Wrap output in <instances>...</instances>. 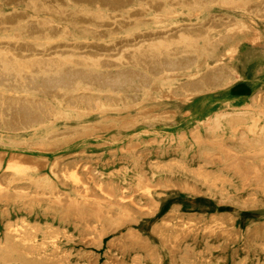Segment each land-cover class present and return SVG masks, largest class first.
Listing matches in <instances>:
<instances>
[{"label":"bare ground","instance_id":"6f19581e","mask_svg":"<svg viewBox=\"0 0 264 264\" xmlns=\"http://www.w3.org/2000/svg\"><path fill=\"white\" fill-rule=\"evenodd\" d=\"M2 2L11 11L0 8V200L31 211V200L43 199V215L52 219L32 224L10 218L12 213L3 209L0 263L16 259L21 243L27 254L64 261L58 239L66 234L54 220L78 230L87 264H100L97 251L89 246L105 242V236L120 256L109 255L102 264H129L130 250L131 264L142 256L161 264L160 247L168 264H178L176 257L195 255L182 244L198 234L232 244V258L239 250L245 258L259 255L264 237V84L195 116L177 117L178 107L157 105L231 89L238 73L232 59L238 54L247 60L255 53L251 48L241 52L236 35H247L256 48L260 36L254 25L257 19L264 22V0ZM209 4L240 11L241 17L228 12L201 16ZM95 6L111 12L94 13ZM182 8L188 17L175 19ZM148 15L151 27L136 24ZM73 28L90 37H75ZM222 43L224 52L217 53ZM58 106L76 116L59 115ZM71 117L74 122L54 124ZM181 120L185 125L165 138L163 126H182ZM93 138L109 139L102 142L112 145L110 160L97 154L90 161L84 154L83 146ZM122 138L126 141L116 146ZM146 142L165 143L161 154L166 157L148 162L142 153ZM61 150L52 158L46 154ZM188 155L195 166L189 165ZM103 159L127 162L126 184L117 183L118 172L102 177L97 164ZM186 174L218 192V205H234L240 214L251 207L263 219L243 229L229 213L213 210L203 218L171 207L152 228L158 246L151 244L135 228L137 215H156L158 199L170 187L199 194L200 189L183 178ZM256 264L264 262L258 259Z\"/></svg>","mask_w":264,"mask_h":264},{"label":"rangeland","instance_id":"374dc122","mask_svg":"<svg viewBox=\"0 0 264 264\" xmlns=\"http://www.w3.org/2000/svg\"><path fill=\"white\" fill-rule=\"evenodd\" d=\"M2 0H0V8L4 10L5 12H10L11 9L8 8V6H4L2 4ZM134 4L135 2H131L130 5ZM18 10L22 11L24 8L19 7ZM92 9L95 11L94 13H99L100 11H97L98 7H92ZM183 12L178 13L175 15V19H180L182 17H186V8L181 9ZM111 9H104L100 13L110 14ZM227 12L237 17H241L240 11H232L229 9L220 8L219 6L215 4H209L207 7L202 8L201 16L206 15L207 13H213V14H223ZM41 13H38V18H40L42 15ZM188 17V16H187ZM151 16H145L142 19H137L136 24L139 26H148L151 27L152 24L150 23ZM170 18V17H168ZM167 18V19H168ZM175 19H170V21H174ZM258 23L254 25V28L258 31L260 36L259 44L254 47V44H251L248 40V36L245 34H237V38L240 40V51L243 52L246 49L253 50L255 52L254 54H251V57L249 59L245 60L243 56L236 55L235 58L232 59V62L237 66L238 73L236 74V79L234 81V86L231 89H226L223 91H217L213 92L211 94H206L204 97L201 95H196L192 97L190 100L185 102H180L179 104L174 105L172 100H166V101H159L157 107H178L180 110L175 113V116H195L199 115L201 113H205L206 111H210L219 105L222 104V101L231 99L233 96L239 97L240 94H244L245 91H251L252 88L261 86L264 84V22L260 19H257ZM177 22H181L180 20ZM126 31V30H125ZM127 34V33H124ZM63 35V34H62ZM72 35L75 37H79L81 35L83 36H89L87 34H82L76 29H72ZM110 39V38H107ZM86 41H91V39H85ZM46 42L49 40H45ZM226 46V43L219 44L217 48V53L224 52V47ZM252 46V47H251ZM2 51V52H1ZM3 54V50L0 49V55ZM3 56V55H2ZM226 58V56L224 57ZM247 89V90H246ZM241 97V96H240ZM58 114L62 116H76L75 112L72 109L64 108L61 106H58ZM184 113L189 115H184ZM203 113V114H204ZM94 116H99L98 114H95ZM74 117H71L70 119L64 120H57L55 121V125L57 127H61L64 125V123L68 124L71 122H74ZM183 123L185 121L181 120L180 124L182 126L175 125H165L164 127V136L165 138L169 132L177 131L178 128L183 127ZM93 143H89L83 146V148L87 149V151L84 153L88 158H90V161H94L91 159L92 157L96 156L97 154H101L102 156H105L109 159V153L112 152V145L108 143H103L105 141H108L109 139H103V138H93L90 139ZM89 140V141H90ZM103 141V142H102ZM126 141V138H122L119 142H117L115 145L118 146L121 142ZM167 142V140H165ZM165 143L163 142H146L145 146L142 148H146L143 152L147 153V160L148 162H156L158 159H164L166 156L161 154L162 149L164 148L163 145ZM162 146V147H160ZM208 149L210 145H205ZM1 148V147H0ZM10 149V148H9ZM64 150L58 151V152H45L49 158L55 157L57 154L62 153ZM38 152V150H36ZM57 153V154H56ZM171 155H175L174 153ZM190 155L187 156V161L190 162L189 165L195 166L196 162L194 160H189ZM8 157L4 158L2 161V164H6V159ZM108 159H103L97 164V167H101V171L104 172V175H102L103 178H105V175H109L114 172H118V177H114L117 179V183L119 185H124L127 183L126 178V165L127 162L123 161V159H116L114 161H109L106 163ZM110 160V159H109ZM168 160L164 161L165 163ZM195 162V163H194ZM147 165V164H146ZM128 170V169H127ZM172 169L171 171H173ZM175 173L177 174V169L175 168ZM179 174V173H178ZM184 179L189 181L191 184H195L199 189V194H194L192 192L186 191L181 192L178 191L174 187H170L167 189L169 191L167 194L162 196V199H158L159 203V210H157L156 215L146 216L145 214H138L137 218L139 219V224L135 225V228L138 230V232L142 235V237L146 238L151 244H155L158 246V239L153 234L152 228L153 226L160 220L163 214H165L171 207H174L175 209L181 210L182 214L189 215L191 212L194 213V215H197V217L200 215H203V218L208 217L207 215L210 214L213 210H219L222 211L221 214L229 213L233 215L235 222H237L238 225L241 226V228H247L257 222H260L263 219V215L257 214L256 212H252L255 209L251 207H247L243 210V214H240V210L236 209L234 205L227 204L220 206L217 203H215V200L220 196L218 192H213L207 190L204 184H202L197 178H195L192 174H186L183 176ZM179 179V178H178ZM181 179V178H180ZM126 180V181H124ZM16 181H21L16 180ZM151 181L153 184H155L156 178L152 177ZM157 189H160V187H157ZM162 189V188H161ZM154 195L158 196V194L154 193ZM139 198V195L137 196ZM200 198H205L206 200H202ZM140 202H143V200H139ZM7 204V205H4ZM45 200H40V202H36L35 200H31L32 209L31 211L27 210H18L16 202H4V200H0V237L3 235L4 230V223L5 216L2 214L3 209H7L12 214H10V218L13 217L14 220L25 219L29 223H38L39 225H44L47 222H51V216L43 215V212L45 211ZM59 207L55 208V211H58ZM2 210V211H1ZM147 220V221H144ZM241 221V223H240ZM55 226L60 227V233L66 234V235H60L58 242L61 246V248L65 251L66 257L64 261H50L51 259L46 258H38L37 256L27 254L24 249L26 246L21 243V254L16 257V259H6L5 261L1 262L0 264H87V258L85 257V253L82 252L80 249V242H79V234L78 230L69 223L66 224H60V221L54 220L52 221ZM124 229V228H123ZM126 229V228H125ZM124 229V230H125ZM122 232V231H121ZM40 233L37 234V238H40ZM105 242H101L98 246L92 245L91 247L94 251H97L98 254V260L100 261V264L105 262L109 255H117V257L120 256V252L113 246H109L108 240L109 238L104 237ZM263 242V245L261 248H257L259 251V255L256 257L254 255L244 257L243 250H239L235 258H232L230 256V252L232 251V244H225L222 239L219 237H206L205 239L202 238L201 234H198L195 239H193L191 236H188L187 239L183 242L182 248H184L186 245H188L191 250L195 253V255L191 256L190 258H181L176 257V260L178 264H242L241 260L243 261V264H256L257 260L259 259L260 262H264V237L261 240ZM257 242L256 244H258ZM260 247V246H257ZM49 248V247H48ZM50 251V250H47ZM141 251V250H140ZM132 250H130L129 253H132ZM142 252V251H141ZM159 252L161 255V264H168L169 258L166 253V250L164 248H159ZM49 253V252H47ZM131 255V256H132ZM131 256H126V260L129 264H131ZM39 260H42V263H39ZM55 260V259H54ZM158 263V262H157ZM137 264H155V262L150 259L147 256H142L139 259V262Z\"/></svg>","mask_w":264,"mask_h":264}]
</instances>
